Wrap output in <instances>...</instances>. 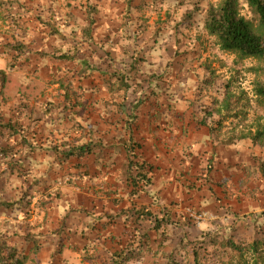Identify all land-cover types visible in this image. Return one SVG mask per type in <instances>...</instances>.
<instances>
[{
	"label": "rangeland",
	"instance_id": "rangeland-1",
	"mask_svg": "<svg viewBox=\"0 0 264 264\" xmlns=\"http://www.w3.org/2000/svg\"><path fill=\"white\" fill-rule=\"evenodd\" d=\"M221 1L185 0L180 4L179 0H132L128 10L129 0H0V116L7 122L20 120L35 135L36 142H44L47 148L72 141L77 137L70 131V122L67 123L60 113L63 97L58 84L59 80L67 79L83 88L84 98L90 102V107L83 109L82 122L85 125L96 130L99 127L109 129L111 124L114 126L122 119L117 105L111 107L110 115L105 113L103 101L120 102V99L117 101V96L103 86L101 78L97 81L81 77L80 65L59 61L53 56L60 51L73 54L74 49L73 42H64L52 36L51 27L69 36L78 26L85 27L89 23L87 8L95 6L98 9V13L93 15L96 20V44L85 49L79 59L89 60L90 63L95 59L101 61L108 51L122 67L125 50L139 51L147 62L134 81L138 83L157 76V87L154 86L153 90L145 84L147 94L157 92V111H162L164 105L173 107V114L178 116L175 120L182 124L179 121L186 118V126L192 122L193 115L200 118L204 115L209 127L217 130L215 134H219L221 142L253 147L254 159L263 161L264 150L260 145L255 147L250 139H241V136H253L264 129V110L257 107L254 89L261 79L259 69L264 64L255 60L240 61L237 56L222 52L215 39L204 32L206 11ZM195 6L199 11L195 12L191 21L184 22V17ZM239 6L242 15L258 26V17L251 10L248 0H239ZM126 16H129L128 20ZM14 20H18L20 26ZM140 33L143 34L137 37ZM18 43L29 49L30 60L10 66L16 62L10 47ZM99 65L106 69L102 62ZM129 99H134L131 93ZM46 105L51 112L48 118L43 115ZM219 122L221 125H218ZM48 161L49 158L42 153L35 156L32 166L27 161L26 167H32L36 173L28 179L17 173L3 175L0 200L17 201L34 176H45ZM51 180L55 181L56 175ZM257 180H254V186L261 185L264 190L262 179L260 183ZM55 182L53 186L60 193V199L54 205L56 211L55 208L50 212L41 209L39 197L34 199L26 216L25 209L18 214L1 209L0 234L32 236L41 240L43 247L39 255L33 254V244L21 243L20 247L30 253L29 264H84V254L74 252L75 247L67 240L73 234L67 230L80 222L76 212L87 202L83 198L84 192L79 185L74 188ZM254 197L244 199V205L248 201L250 205L243 213L233 212L231 206L224 208V216L216 222L190 231V239L186 238L183 242L189 241L187 246H180V233H176L179 230H173L166 250L159 253L157 242V246L154 245L157 254L146 253L142 264H167L163 255L170 253L177 256L174 264H193L191 256L194 249L199 252L201 264H229L231 260H234L233 264H254L252 255L241 258L235 252H224L221 246L225 239L242 244L255 239L256 232L264 225V193ZM241 203L238 200L236 207L241 209L238 206ZM58 205L61 211H57ZM68 214L70 217H67ZM64 224V247L61 254L55 255L54 237ZM219 252L223 254L222 261L218 260Z\"/></svg>",
	"mask_w": 264,
	"mask_h": 264
},
{
	"label": "trees",
	"instance_id": "trees-1",
	"mask_svg": "<svg viewBox=\"0 0 264 264\" xmlns=\"http://www.w3.org/2000/svg\"><path fill=\"white\" fill-rule=\"evenodd\" d=\"M146 1L155 2L156 0ZM184 2L185 0H179L180 4ZM131 3L132 0H129L128 10ZM248 4L258 17V26H255L254 23L242 15L239 0H222L218 5H211L206 11L203 20V30L209 37L215 39L217 46L222 52L233 54L240 61L255 60L264 64V0H248ZM1 7L2 4L0 3V9ZM196 11H199L198 6H195L184 17V22L191 21ZM87 13L89 23L85 27L78 26L79 28L73 30L69 36L62 33L59 29L51 27L50 34L52 36L64 42H73L74 49L73 54L60 51L53 56L59 61L80 65L82 68L81 77L92 78L97 81L101 78L103 86H106L112 95L117 96V101L120 99V102L103 101L102 106L105 108V113L110 115L111 107L117 105L120 117L125 116V123L129 125L130 134L133 135L132 126L138 119L137 112L145 105L157 106L158 104L157 92L151 91L152 94H147L148 88L145 86L146 83L149 84L151 90H153L154 86L157 87V76L154 75L150 80L138 83L134 81V78L142 73V67L147 62L137 50H125L123 52L122 67L117 65L118 62L112 58L111 52L108 51L105 52V57L101 61L95 59L93 63H90L89 60L79 59L80 54L85 49L96 44L94 40L96 20L93 15L98 13V9L95 6H89ZM126 19L128 20L129 16H126ZM14 21L17 26H20L18 20ZM142 34H138L137 37ZM10 49L15 54L16 60L15 64L10 66H16L20 61L28 62L30 60V51L25 45L18 43L10 47ZM100 62L105 64L106 69L100 67ZM259 73L261 79L255 84L254 89L257 107L264 110V67L259 69ZM71 81L61 79L58 85H60L63 97L60 113L64 115L63 119L67 123L70 122V131L77 137L72 141L62 142L59 146L55 145L47 148L44 142L39 144L36 142L35 135L28 128H25L20 120L7 122L3 116H0V181L3 175L13 173L28 179L36 173L32 167L27 168L25 163L29 161L30 166H32L34 163L32 161L38 153H42L46 158H49V168L45 176L39 178L34 176V180L30 183L28 189L25 188L23 195L17 201L0 200V210H10L12 214H18L22 212V209H25L27 213L25 216L29 215L34 199L39 197V207L44 209L45 212H50L54 209L55 202L60 199L59 191L55 190L53 186L55 181L59 185H69L77 188L78 185L79 187L86 186V183L88 184L91 179L88 160L105 145L102 139L96 137L97 130L82 122L83 109L90 107V102L84 98L85 90L80 86H75L76 83ZM130 93L134 96L133 100H128ZM128 102H130L129 105H127ZM227 106L229 107V104ZM162 109L168 111V113H160L161 117L163 114L167 115L166 118L176 116L173 114L175 111L173 107L164 105ZM125 111H129V113ZM43 115L46 118L51 116L47 105L44 107ZM200 116L201 118L198 115L192 116L197 128L208 127L209 125L203 118L204 115ZM175 118H178V116ZM122 121L123 119L120 118L115 125L117 127L121 126ZM218 125H221V122ZM210 128L213 134L217 133L215 128ZM126 132H128L127 129ZM121 133L118 130L119 138L116 147H122V150L126 152V177L133 188L131 196L135 197L141 192H146L152 185L151 167L146 162H143L139 156L140 145L133 139L132 135L125 136ZM18 137L19 139L16 140ZM216 137L220 139L219 134ZM241 139H250L253 146L257 147L260 145L264 150V129L257 131L253 136H241ZM211 168L212 166L208 165L207 171L209 172ZM258 168L264 181V160H259ZM55 175L56 180L50 181V178ZM76 213H82V210H78ZM121 215L126 216L128 222L131 221L132 227H134V238L130 240L125 248L110 257L102 259L98 257L97 259L101 260L102 264H142L145 261L146 253L153 250L152 239L149 237L148 231L146 233L143 231L145 223L154 224V230L157 231L159 253L166 250V243L170 239V233H172V231L168 232L169 226H171V229L175 228L174 230H179L181 226L193 227L191 220L186 216L184 222H182L179 219H175L170 212L164 211L154 215L147 207H141L140 209L133 207L131 210L122 212ZM67 217H70V214ZM137 225L142 227V229L137 228ZM65 227L66 224L60 228L61 230L54 237L57 249L55 255L62 253L64 247L62 234L65 233ZM85 228L94 229V224L87 222L85 223ZM260 229L256 232L255 239L249 243L242 244L232 239H225L221 244L223 251L235 252L241 258L252 255L253 259H255L254 264H260L261 262L264 264V225ZM185 236L179 243L181 247L190 243L189 241L185 244L183 243L186 238L190 239L189 234L185 233ZM23 242L34 245L32 250L34 255H39L42 252L43 246H41L39 238L18 234L11 236L0 234V264H29L30 253L25 252L20 247ZM191 257L193 264H201L198 250L194 249ZM163 258L167 261V264H174L177 256L174 253H170L164 254ZM222 259L223 254L219 252L218 260L222 261ZM233 262L234 260H231L229 264H233Z\"/></svg>",
	"mask_w": 264,
	"mask_h": 264
},
{
	"label": "crops",
	"instance_id": "crops-1",
	"mask_svg": "<svg viewBox=\"0 0 264 264\" xmlns=\"http://www.w3.org/2000/svg\"><path fill=\"white\" fill-rule=\"evenodd\" d=\"M160 113L168 111H157V106L153 105L143 106L132 126L133 135L124 115L121 126L111 124L109 129L98 128L96 137L102 139L105 146L88 160L91 179L81 187L87 202L78 209L82 210L80 222H76L73 230H67L73 234L69 239L65 236L75 247L74 252L84 254V264H102L98 257H110L129 244L134 238V227L121 214L133 207H147L154 215L170 212L182 222L188 208L206 212L207 221L191 228L180 227L176 233H180L181 241L185 233L223 217L224 208L231 206L233 212L243 213L250 205V201L244 205L245 198L264 193L261 185L253 184L255 179L259 183L262 179L253 147L227 145L217 139L209 126L199 129L193 120L186 126V118L179 121L180 124L176 116L166 118V114L161 117ZM118 130L125 136L132 135L140 145L139 156L151 167L152 185L135 197L131 196L133 188L126 177V152L116 147ZM208 165L212 166L209 172ZM262 182L264 184L263 179ZM238 200L242 201L238 205L241 209L236 207ZM54 208L56 211V206ZM57 211H61L59 205ZM87 222L94 224V229L85 228ZM143 227L152 239L153 250L148 253L154 255L157 231L154 224L145 223ZM174 229L169 226L168 232Z\"/></svg>",
	"mask_w": 264,
	"mask_h": 264
},
{
	"label": "built area",
	"instance_id": "built-area-1",
	"mask_svg": "<svg viewBox=\"0 0 264 264\" xmlns=\"http://www.w3.org/2000/svg\"><path fill=\"white\" fill-rule=\"evenodd\" d=\"M186 217L198 225L209 219V216L206 212L197 211L195 209H190V208L186 210Z\"/></svg>",
	"mask_w": 264,
	"mask_h": 264
}]
</instances>
